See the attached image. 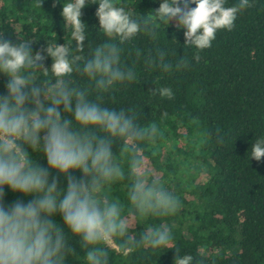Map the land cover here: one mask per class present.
<instances>
[{
    "label": "clouds",
    "instance_id": "1",
    "mask_svg": "<svg viewBox=\"0 0 264 264\" xmlns=\"http://www.w3.org/2000/svg\"><path fill=\"white\" fill-rule=\"evenodd\" d=\"M61 3L69 34L63 44L51 37L43 52L33 51L38 37L24 24L13 28L15 40L0 28V74L6 77L0 92V264H111L113 254L166 248L175 249L173 264H194L192 254L174 246L171 226L135 230L142 218L174 215L181 200L154 163L163 139L159 124L143 123L135 107H114L107 97L137 80L135 63L123 59L125 44L141 34L155 39L161 25L175 20L185 30L183 46L202 51L219 30H232L250 0L230 6L228 0H160L147 15L117 0ZM91 3L98 4V30L106 38L98 44L81 20ZM135 55L140 58L141 50ZM190 63L183 55L169 63L163 49L145 57L149 71H184ZM149 95L171 99L173 92L154 87ZM249 152L261 161L264 133ZM121 185L122 198L114 192ZM5 188L32 198L7 203Z\"/></svg>",
    "mask_w": 264,
    "mask_h": 264
},
{
    "label": "trees",
    "instance_id": "2",
    "mask_svg": "<svg viewBox=\"0 0 264 264\" xmlns=\"http://www.w3.org/2000/svg\"><path fill=\"white\" fill-rule=\"evenodd\" d=\"M235 2L228 0L226 6ZM117 3L147 15L160 0ZM250 4L231 31L219 30L212 46L202 51L183 46L185 30L177 28L175 20L164 29L161 25L155 39L141 34L125 44L123 59L135 63L137 80L107 97L114 107H135L143 123L159 124L163 139L154 163L181 200L174 215L142 218L135 230L171 226L174 246L181 254H192L194 264H264V157L258 162L249 152L255 136L264 133V0ZM61 7V0L55 5L53 0H41V7L38 0H0V28L5 38L15 40L13 28L24 24L38 37L33 51L43 52L51 37L58 44L69 38ZM97 7L86 4L81 16L94 44L106 39L98 30ZM136 49L142 52L140 58ZM156 49L166 50L173 65L179 56L187 57L190 67L149 71L145 57ZM44 64L50 67L51 58ZM5 82L0 74V92ZM154 87L170 88L173 97L150 96ZM38 162L46 164L42 157ZM74 174L81 175L79 170ZM5 191L7 203L32 198ZM114 192L122 198V185ZM74 246L78 249V244ZM174 255V248L161 253L137 249L113 254L111 264H173Z\"/></svg>",
    "mask_w": 264,
    "mask_h": 264
}]
</instances>
